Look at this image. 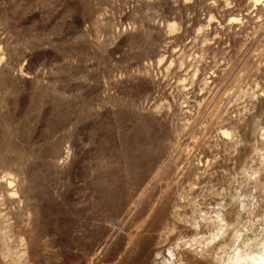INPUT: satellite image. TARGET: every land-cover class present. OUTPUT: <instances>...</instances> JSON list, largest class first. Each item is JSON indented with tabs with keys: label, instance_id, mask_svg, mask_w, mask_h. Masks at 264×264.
Returning <instances> with one entry per match:
<instances>
[{
	"label": "rangeland",
	"instance_id": "rangeland-1",
	"mask_svg": "<svg viewBox=\"0 0 264 264\" xmlns=\"http://www.w3.org/2000/svg\"><path fill=\"white\" fill-rule=\"evenodd\" d=\"M0 264H264V0H0Z\"/></svg>",
	"mask_w": 264,
	"mask_h": 264
}]
</instances>
